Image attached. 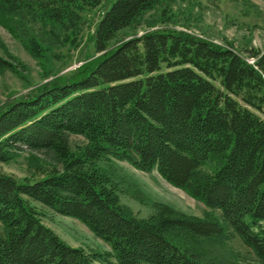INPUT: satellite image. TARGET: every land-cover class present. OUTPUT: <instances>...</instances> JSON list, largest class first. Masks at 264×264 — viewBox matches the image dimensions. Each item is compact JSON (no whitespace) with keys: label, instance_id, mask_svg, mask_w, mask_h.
I'll return each mask as SVG.
<instances>
[{"label":"trees","instance_id":"16d2710c","mask_svg":"<svg viewBox=\"0 0 264 264\" xmlns=\"http://www.w3.org/2000/svg\"><path fill=\"white\" fill-rule=\"evenodd\" d=\"M173 1H110L94 32L98 58L0 108V164L22 152L44 157L33 156L41 163L33 178L0 172V264H203L205 243H223L226 230L264 264V50L166 29L109 50ZM103 2L0 0V24L14 33L31 17L74 30ZM23 42L43 56L39 41ZM5 71L19 72L0 56ZM73 135L86 144L73 150ZM109 159L158 172L209 212L136 218L102 165ZM35 204L79 221L110 251L70 246Z\"/></svg>","mask_w":264,"mask_h":264},{"label":"rangeland","instance_id":"374dc122","mask_svg":"<svg viewBox=\"0 0 264 264\" xmlns=\"http://www.w3.org/2000/svg\"><path fill=\"white\" fill-rule=\"evenodd\" d=\"M104 0L96 9L81 13V24L71 30L45 25L31 17L23 18L14 33L0 24V56L18 66V73L0 72V108L7 102L35 92L44 84L69 77L78 68L98 58L94 32L109 7ZM177 30L215 44L232 45L236 50H264V0H174L147 13L134 28L122 31L111 43L114 50L122 42L157 30ZM36 39L45 49L43 56H34L23 39ZM251 63L253 60H249ZM73 150L86 144L81 136H71ZM22 152L9 164H0V172L19 179L37 175L41 163ZM45 164V163H42ZM102 165L114 172L121 205L128 207L138 219H147L159 210L173 216L203 218L209 212L200 201L163 179L158 172H142L126 162L109 159ZM33 178V177H32ZM42 213V222L72 247L87 252H108L110 248L79 221L64 217L35 204ZM220 216V213H215ZM223 243L207 242L209 257L203 264H259L254 253L231 231ZM220 244V245H219ZM100 264V263H95Z\"/></svg>","mask_w":264,"mask_h":264}]
</instances>
